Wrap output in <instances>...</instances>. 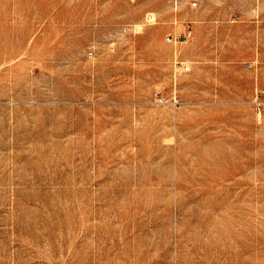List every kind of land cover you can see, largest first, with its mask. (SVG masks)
<instances>
[{
    "label": "rangeland",
    "instance_id": "1",
    "mask_svg": "<svg viewBox=\"0 0 264 264\" xmlns=\"http://www.w3.org/2000/svg\"><path fill=\"white\" fill-rule=\"evenodd\" d=\"M0 264H264V0H0Z\"/></svg>",
    "mask_w": 264,
    "mask_h": 264
}]
</instances>
